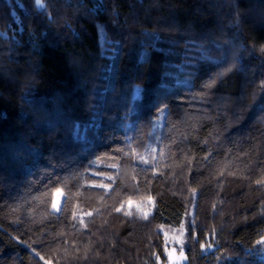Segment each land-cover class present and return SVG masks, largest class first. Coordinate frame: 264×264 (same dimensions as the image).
Wrapping results in <instances>:
<instances>
[{
	"label": "trees",
	"instance_id": "trees-1",
	"mask_svg": "<svg viewBox=\"0 0 264 264\" xmlns=\"http://www.w3.org/2000/svg\"><path fill=\"white\" fill-rule=\"evenodd\" d=\"M263 235L264 0H0V264H264Z\"/></svg>",
	"mask_w": 264,
	"mask_h": 264
},
{
	"label": "rangeland",
	"instance_id": "rangeland-1",
	"mask_svg": "<svg viewBox=\"0 0 264 264\" xmlns=\"http://www.w3.org/2000/svg\"><path fill=\"white\" fill-rule=\"evenodd\" d=\"M155 127L156 128H160L161 127V122L158 121L155 123ZM156 128H153V132L151 137L152 139L150 140V144H149V148L154 150L155 145L157 144V139L159 137V130H157ZM62 197L63 194L60 191H56L54 193V198H53V202L51 205V209L55 212H58L61 206V201H62ZM53 204H55V207H53ZM165 232V231H164ZM168 236H172V237H177V235H175V231H171V233L167 234ZM261 241L264 242V235L260 238ZM166 256H167V262L166 264H183L186 261V256L184 254V252L180 249H178L177 244H172L170 242H167L166 245ZM260 258H264V250L262 252H260L259 254Z\"/></svg>",
	"mask_w": 264,
	"mask_h": 264
},
{
	"label": "snow or ice",
	"instance_id": "snow-or-ice-1",
	"mask_svg": "<svg viewBox=\"0 0 264 264\" xmlns=\"http://www.w3.org/2000/svg\"><path fill=\"white\" fill-rule=\"evenodd\" d=\"M53 207H55V204H53ZM117 211H119V209H117Z\"/></svg>",
	"mask_w": 264,
	"mask_h": 264
}]
</instances>
